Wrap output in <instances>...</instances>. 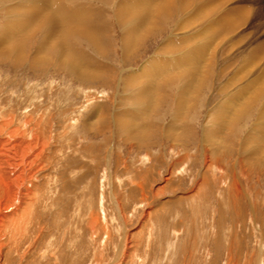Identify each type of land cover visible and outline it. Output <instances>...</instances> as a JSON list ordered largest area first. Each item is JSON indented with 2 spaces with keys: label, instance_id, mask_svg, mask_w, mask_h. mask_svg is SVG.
I'll list each match as a JSON object with an SVG mask.
<instances>
[{
  "label": "rangeland",
  "instance_id": "374dc122",
  "mask_svg": "<svg viewBox=\"0 0 264 264\" xmlns=\"http://www.w3.org/2000/svg\"><path fill=\"white\" fill-rule=\"evenodd\" d=\"M22 1L0 0V34ZM123 2L63 1L101 28L99 49L67 40L79 77L38 64L58 59L40 31L22 63L0 59V112L52 133L32 226L3 264H264V0H150L124 22Z\"/></svg>",
  "mask_w": 264,
  "mask_h": 264
},
{
  "label": "bare ground",
  "instance_id": "6f19581e",
  "mask_svg": "<svg viewBox=\"0 0 264 264\" xmlns=\"http://www.w3.org/2000/svg\"><path fill=\"white\" fill-rule=\"evenodd\" d=\"M63 1L64 0H27L28 2L27 4L29 5L28 6L29 13L22 11V9L20 10L15 9V11L12 12L13 14L10 16V22L6 24L3 30H1L0 59H2L3 56H5V58L14 57V62L22 63V61H24V59L26 58L25 53L27 52L24 46L25 38H28L29 35L32 34L33 32L38 33L40 31L43 33L44 38H43L41 49L38 51V53L42 52L43 54L46 52L47 49L53 46L56 48V53H57L56 56H58V59L56 60L54 58L53 59L46 58L45 61H42V62L38 61V64L39 63L43 64V66L47 68V67H50L51 65H56L57 63H59V66H58L59 68L64 67L67 70H69L74 76L79 77L80 72H81V65L80 63H78L76 60L73 59L72 57L73 49L71 48L72 44H69L68 43L69 41L67 40L71 39L70 36H75V35L78 36V34L80 35L82 34V36H85L88 40H90L91 44L96 45L95 48L99 49L102 46L99 47V44L98 43L96 44L97 41L95 37L97 36V34H99L98 31H101V28H99L100 30L95 28L96 30L94 31L93 28L86 27L87 23H88V26L92 24L90 22L91 18L94 16L92 11L78 10V11H73L74 13L70 14L68 13L67 6L61 7V5H63ZM133 1H135L133 5L125 7V4H124L125 2H123L124 5L121 4L122 6L121 5L119 6L120 7L119 15L123 19V22L127 21V19H132L134 17L133 15L134 13L132 12L133 11L132 9L134 6L135 7L136 5L143 6V5H147V3L148 4L150 3V0H133ZM169 1L171 2V0ZM153 3H150V4H153ZM30 6L32 8H30ZM162 12H166V9L164 8V6L161 5L160 8L158 7L156 8V10H153L151 12L150 17L152 18L153 16L154 18L157 15L160 16ZM139 24H140V21H139ZM79 25L83 26L85 29ZM152 26H153V22L151 20L148 28H151ZM129 30H130L129 33L131 34L130 36H134V37H137L139 33L142 32V30L138 31L139 26L137 25L133 26V28ZM56 31L59 34H57ZM60 33L62 34V39L59 38V35H61ZM22 34H25V35L22 36ZM30 40H32V38ZM58 41H60V44L57 43ZM45 57H48V56L46 55ZM64 58H66V60ZM0 62L2 61L0 60ZM176 65L177 64L175 63L174 65H169V67L172 68ZM84 74L82 76L84 78L86 77L88 80L92 79L94 76L93 75L91 77V75L88 73H84ZM88 75L90 77H88ZM190 77L191 75L189 76V78ZM93 80L95 79L93 78ZM162 80L164 82L165 79H162ZM189 82L190 81H188L187 83L189 84ZM141 91L142 93L139 92L141 94L137 93L140 96L137 94H134V95H137L141 100L147 99L148 102L143 101V103L144 104L147 103L149 106L150 104L149 102H151L149 100L153 98V97L151 98V96L153 95L150 94L152 91L150 92H147L145 90L144 91L141 90ZM183 101L185 100L181 98L180 103ZM186 103L187 102L185 101L183 104L186 105ZM147 104L145 106L143 105L144 109L147 106ZM0 107H4V106H0ZM182 107L183 109L185 108L183 105ZM23 112H21L20 114H17V112L15 113L6 112L7 116L3 115L5 113L2 114L0 112V264H3L4 262V259H3L4 255L6 256V254L11 252L12 250L16 251V249L18 248L17 245L15 247L11 245L10 242H12L16 237H20V236H21V240H19L18 243L22 241V238H24L25 235H27L28 230H30L32 226V220H33L32 215H34L35 213L34 204L38 203L37 201L40 199L41 196H43V195H39V192L42 191V189L44 188V185L40 183L39 175L41 172L46 171L45 169L49 162V156H50L49 155V152H50L49 142L51 140L52 133L51 132L48 133V137L50 140L47 139L46 138L47 133L45 132L46 131L45 126L43 127V125L41 124V121H42L41 119H38L34 116V114L36 113L33 114L31 111L25 114ZM216 124L219 127L218 122ZM124 128H127V127H124ZM95 218H96V215L94 216V219ZM95 220H96L95 222L93 220H92L93 222L92 221L90 222L92 224L91 225L92 229L96 228L97 226L96 222L101 221L100 216H97ZM101 223H104V221ZM99 225L101 227V224ZM98 231L96 235H99ZM10 248H12V250ZM129 249L130 248L127 249L128 252H126L125 254L128 256V258H130V254H131V250ZM127 260H124L122 264L124 263L126 264ZM68 261H70L69 257H67L66 262Z\"/></svg>",
  "mask_w": 264,
  "mask_h": 264
}]
</instances>
